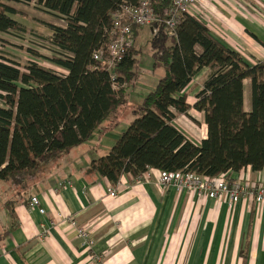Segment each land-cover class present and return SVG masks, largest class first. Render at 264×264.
Instances as JSON below:
<instances>
[{"label": "trees", "instance_id": "1", "mask_svg": "<svg viewBox=\"0 0 264 264\" xmlns=\"http://www.w3.org/2000/svg\"><path fill=\"white\" fill-rule=\"evenodd\" d=\"M34 1L0 0V41L6 34L37 37L15 19L20 12L13 5ZM36 1L38 8L66 26L48 24L53 35L33 42L48 51L41 55L31 49L48 66L35 59L23 70L0 53V181L20 182L39 174L59 155L89 142L110 118L109 130L115 129L128 106L124 86L132 87L136 80L139 51L133 50L110 72L108 46L114 14L142 0ZM150 1L159 19L152 26L154 68L164 75L134 108L133 120L116 144L94 158L88 172L113 187L125 176L131 183L140 181L153 169L207 179L248 167L264 172V61L249 63L189 13L169 28L165 12L173 0ZM138 29L134 27L135 37ZM98 51L101 61L94 59ZM204 70L206 80L190 104L189 88ZM246 80L250 111L245 108ZM191 110L200 113L207 126V138L200 145L174 124L181 116L191 119Z\"/></svg>", "mask_w": 264, "mask_h": 264}, {"label": "crops", "instance_id": "2", "mask_svg": "<svg viewBox=\"0 0 264 264\" xmlns=\"http://www.w3.org/2000/svg\"><path fill=\"white\" fill-rule=\"evenodd\" d=\"M190 14L249 63L264 61V46L251 36L264 43V0H198ZM60 21L50 24L65 27ZM147 28L154 36L153 28ZM52 35L47 28L46 36ZM206 74L193 81L189 103L195 102ZM246 105L245 88L249 110ZM197 122L181 116L174 124L200 145L207 126ZM110 124L104 122L93 139L59 155L39 174L20 182L0 181V264H264V206L251 198L232 208L229 196L216 200L177 192L160 183L155 169L134 183L123 177L118 195L110 196L109 182L88 172L91 161L111 150L129 122L121 121L105 144L100 133L113 132ZM229 181L262 183L264 172L248 167L230 173ZM32 198L39 199L44 214L29 208ZM80 228L89 231L92 245L79 237Z\"/></svg>", "mask_w": 264, "mask_h": 264}, {"label": "built area", "instance_id": "3", "mask_svg": "<svg viewBox=\"0 0 264 264\" xmlns=\"http://www.w3.org/2000/svg\"><path fill=\"white\" fill-rule=\"evenodd\" d=\"M196 3L197 0H173L172 6L165 12L167 26L169 28L175 27L180 17L185 13L190 14ZM113 18V40L108 46L107 60L108 71L110 72H114L118 64L135 50L134 27H152L159 20L154 13L150 0H142L135 7L123 6L114 14ZM102 55V51H98L94 54V59L101 61ZM159 175V181L162 185L172 187L177 192L186 190L216 200L229 196V205L232 208L246 197L251 198L258 206H264V182L234 181L233 184H229L228 174L213 179L182 172L160 171ZM118 193V188L110 187V196L116 197ZM29 208H38L41 213H45V210L40 208L38 198L31 199ZM77 233L87 245L93 244L91 234L87 229L80 228Z\"/></svg>", "mask_w": 264, "mask_h": 264}, {"label": "rangeland", "instance_id": "4", "mask_svg": "<svg viewBox=\"0 0 264 264\" xmlns=\"http://www.w3.org/2000/svg\"><path fill=\"white\" fill-rule=\"evenodd\" d=\"M198 1V0H197ZM37 1L35 0L32 4H17L13 3L14 7L20 12L19 17L21 20L26 21L30 26H37L41 28V30H32L28 26L26 28L28 31H32L35 33L37 37H31L29 35H13V34H6L1 35L2 41H0V53H6V56L13 59L14 61L20 63L22 66L21 69L24 70V67L28 64L31 60H37L42 65H46L45 60L40 58H35L32 53L31 49L34 51L36 50L37 53L41 55H49L48 51L44 48L39 47L37 39H44L46 36V29L47 25L50 23H58L61 24V21L51 15L46 14L37 6ZM32 24V25H31ZM45 28V29H43ZM139 35L136 37L137 46L139 48V53L137 55V61L135 64V73H136V80L134 85L128 87V84L124 86L127 88L128 91V106L124 109L123 113V121H130L133 120L132 110L134 107L140 105L145 96L153 91L156 88V85L159 81V78L164 75L162 69H155L154 68V60L152 57V40L153 36L149 28L147 27H140L138 29ZM35 42V43H33ZM36 45V46H35ZM136 47V42H135ZM257 62V61H256ZM259 62V61H258ZM205 79L203 80V83ZM246 88V106L247 108L251 109L250 106V85L249 80H246L245 84ZM193 95V94H192ZM195 99V97H194ZM194 102V100H190V104ZM247 110V111H250ZM191 119L186 117L187 121H203L202 115L195 110L190 111ZM107 121H113L112 118L108 119ZM182 121V120H179ZM116 129L113 132H103L100 133V137L103 139L104 143L108 141L109 137L115 134ZM119 130V129H118ZM101 132V130H98ZM98 131L96 133L98 134ZM98 136V135H97ZM96 136V137H97ZM94 137V136H93ZM93 139V138H92ZM114 145V144H113ZM112 145V146H113ZM112 148V147H111Z\"/></svg>", "mask_w": 264, "mask_h": 264}]
</instances>
